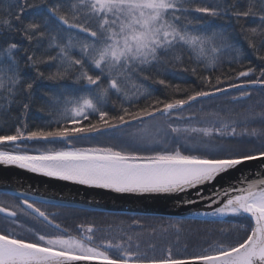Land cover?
<instances>
[{
  "label": "snow or ice",
  "instance_id": "1",
  "mask_svg": "<svg viewBox=\"0 0 264 264\" xmlns=\"http://www.w3.org/2000/svg\"><path fill=\"white\" fill-rule=\"evenodd\" d=\"M40 5L43 15L39 20L33 18L23 24L24 38L34 49L47 41L44 52L58 51L54 56L45 57L37 56L35 51L28 54V49L16 43L0 46V100L6 101L0 103V110L20 103L26 114L31 104L37 102L39 89L43 101L40 111L47 109L55 119L35 130L29 131L24 125L16 127L14 133L0 134V147L26 140H61L71 144L73 140L115 132L157 115H171L199 98L227 91L218 86L224 82L221 76L201 75V83L209 90H193L186 99H155L135 110L125 107V102L151 97L152 93L141 83L152 79L146 73L156 65L181 60L178 53L185 49L192 54L190 59L203 65V70L214 72L222 52H234L236 59L243 55L238 46L239 37H243L264 64V55H259L255 43L259 38L260 47L264 48V0H248L243 9L239 7V0H231V3L222 0L213 6H201L196 0H40ZM38 7L29 0H7L10 18H0V25L12 30L13 20L23 23L21 17L30 15L29 10ZM3 8L4 0H0V10ZM192 12L202 14L195 23L189 16ZM215 20L225 24L213 27ZM250 23L256 26L248 27ZM73 49L79 50L78 58L72 55ZM21 51L26 57L23 66L17 56ZM41 65H55L56 71L46 75L40 71ZM22 68L33 69L34 76L24 77ZM191 71L195 74L197 68ZM255 72L249 65L246 71L238 73V78H247L243 85L228 83V88L264 87V67L259 69L258 77L252 78ZM69 80L71 83H67ZM38 81L51 82L55 90L43 91ZM155 83L171 87L164 79ZM113 95L116 100H112ZM17 96L26 98L27 102L17 100ZM248 96L249 92L241 91L234 99ZM258 115L264 120V112ZM52 123L56 127H52ZM236 124V121L221 120L219 127L181 128L169 122L166 127L158 128L159 138L139 137L141 142L154 145L165 143L170 134L173 139L185 134L186 142L194 133L208 138L187 142L185 150L179 145L148 154L113 146L69 147L36 154L0 150V164L117 193L188 192L229 178L231 172L246 162L264 160V150L238 151L214 142L215 136L264 137V129L244 127L237 132ZM257 175L264 176V170ZM197 195L203 193L197 191ZM208 199L211 200L209 207L218 206L204 215L246 221L243 224L245 237L235 244H221L185 258H174L171 249L164 257L146 258L134 253L131 244L126 246L123 241L109 240L97 245L93 235H72L49 219L36 203L25 199L23 204L59 234H41L29 229L34 238L27 239L12 229L0 231V264H89L93 261L100 264H264V178L238 177L234 183L221 185ZM0 213L12 218L15 224L17 211L0 205ZM87 231L94 233L95 229L90 227ZM127 239L131 241L130 236ZM112 250L116 255L111 254Z\"/></svg>",
  "mask_w": 264,
  "mask_h": 264
},
{
  "label": "trees",
  "instance_id": "2",
  "mask_svg": "<svg viewBox=\"0 0 264 264\" xmlns=\"http://www.w3.org/2000/svg\"><path fill=\"white\" fill-rule=\"evenodd\" d=\"M39 7L35 10H29L30 15L21 17V22L13 20V28L9 30L0 25V46L6 47L8 43H16L22 48L28 49V54L35 51L37 56L56 55L58 49H52L44 52L47 47V41H44L42 47L34 49L23 35V24L30 19L39 20L42 15L43 6L40 5V0H29ZM222 0H196L201 6H213ZM231 3V0H227ZM248 0H239V7H246ZM7 0H4V8L0 10V18H10L7 12ZM200 13H189L190 18L195 23L201 17ZM209 20L213 18L208 17ZM225 24L224 21L215 20L213 27H220ZM248 27H255V23H250ZM66 42V38L65 41ZM259 55H264V48L260 47V39L255 40ZM239 47H241L243 55L235 58L234 52L224 51L220 54L219 62L215 71L203 70V65H198L194 59H190L192 54L187 49L179 52L181 60H171L164 64H159L149 70L147 75L152 77L151 80L141 81L151 93V97L141 98L131 103L125 102V107H130L135 110L138 107H144L150 104L155 99L169 101L171 99H186L192 94L193 90H209L206 85H203L199 76H221L224 81L219 87H228V83L242 84L247 78H238V73L246 71L251 65L256 69L255 75L252 78L259 76V69L264 67L257 59V52L248 47L243 37H239ZM72 55L79 57V50L73 49ZM20 58V64L23 66L26 62V57L21 51L17 53ZM197 68L194 74L191 69ZM187 69V70H186ZM40 71L46 75L49 72H55V65H41ZM24 77L31 78L35 72L33 69L22 68ZM158 79H164L171 87H165L155 83ZM39 88L43 91L55 90V86L49 81H38ZM71 83V81H67ZM215 84V80H213ZM241 91H247L250 96L234 99L240 96ZM41 92L37 91V102L31 104L29 110L25 114L22 104L13 103L10 108L6 107L0 110V134L5 132L14 133L16 127L23 128L27 125V130H35L37 127L47 126L49 121H54L55 117L50 116L47 109L40 111L43 101L40 99ZM17 100L27 102L26 98L17 96ZM112 100H116L113 95ZM0 103L6 101L0 100ZM264 112V87H239L238 89L229 90L205 99H199L192 102L182 110H176L171 115H157L152 119H147L143 122H137L127 128L119 129L115 132H107L99 135H92L85 138L73 140L72 147L87 148L96 146H113L117 149L125 151H139L143 154H148L152 150H161L167 147L169 150L177 145L181 146L182 150L186 149L187 142H195L199 139H208L202 134H190L189 140L186 142L185 134L173 139L170 134L165 141L160 145L148 144L141 142L139 137L154 136L159 138L158 128L166 127L167 123H172L174 126L184 127H219L221 120L231 123L236 121L237 132L242 128L247 127L249 130L256 128L257 130L264 129V120L260 118L259 113ZM255 113L257 115L253 116ZM183 117L184 119H177ZM152 122V125L147 129H141V124ZM56 127L55 123L51 124ZM135 137V138H134ZM215 143H223L235 148L238 151H260L264 150V137L261 136H244L229 138L214 137ZM6 150H19L28 152H40L48 150H61L69 148L68 142H41L38 140L24 141L20 144L2 146ZM18 197L8 194H0V205L12 207L17 211L15 224L12 223V218L0 214V231L7 232L9 229L15 231L18 235H22L27 239H33L29 229L39 231L41 234H59L53 227L49 226L44 221L39 220L35 216L25 215L27 212L20 211L23 209L20 205L15 206L14 199ZM50 206V205H49ZM50 217L67 229L72 235L87 236L93 235L94 243L99 245L102 242L111 240L113 243L123 241L127 246L131 244V250L134 253H139L146 258H161L167 255L171 249L174 258H185L192 255L202 254L206 250L214 248L218 245L235 244L245 237L243 224L246 221H236L230 216L220 218H178L159 215H143L134 213H118L106 212L98 210L81 209L67 206H57L53 212L49 213ZM94 228V233H89L87 229ZM131 241H128V237ZM138 246V247H137ZM112 255H116L115 250H112Z\"/></svg>",
  "mask_w": 264,
  "mask_h": 264
},
{
  "label": "water",
  "instance_id": "3",
  "mask_svg": "<svg viewBox=\"0 0 264 264\" xmlns=\"http://www.w3.org/2000/svg\"><path fill=\"white\" fill-rule=\"evenodd\" d=\"M237 85H243V83ZM248 87L261 86L255 85ZM225 88L227 91L238 89ZM191 103L192 102H190V104ZM38 141L66 142L61 140ZM20 143L22 142H19L18 144ZM9 145L15 144H4L3 146ZM68 146L72 147V143H68ZM0 150L6 149L0 148ZM262 170H264V160L246 162L239 169L231 172L229 178L218 179L214 185L208 184L198 190H189L188 192L172 194H139L117 193L110 189L81 185L74 181H64L57 177H47L41 173H32L27 169H20L15 165L0 164V194L13 195L22 199V206L37 217L38 214L34 213L32 209H28L27 206L23 204V200L28 199L30 203H44L106 212L159 215L178 218H220L222 216L204 215V213H211L214 208L218 206L213 204L209 207L211 200L208 198L213 195V192L221 185L236 182L237 178L241 176L246 177L249 180L264 178V176L257 175L258 173H261ZM197 191L202 192L203 195L198 196ZM189 200L194 201V203H186V201ZM0 214L6 216L5 213ZM49 219L51 218L49 217ZM89 264H100V262L93 261L89 262Z\"/></svg>",
  "mask_w": 264,
  "mask_h": 264
},
{
  "label": "flooded vegetation",
  "instance_id": "4",
  "mask_svg": "<svg viewBox=\"0 0 264 264\" xmlns=\"http://www.w3.org/2000/svg\"><path fill=\"white\" fill-rule=\"evenodd\" d=\"M2 194V193H1ZM15 202V206L16 207H19V205L25 209L23 206H22V199L20 198H17L16 200L14 199L13 200ZM38 207L41 208L42 211H45L48 216L50 217L49 213L50 212H53L54 208H57L56 205H50L49 204H44V203H36ZM5 206V205H4ZM12 208V207H11ZM26 210V209H25ZM27 212L31 213L30 211L26 210ZM33 216H35L33 213H31ZM36 218H38L37 216H35ZM51 218V217H50ZM39 220L43 221L42 219L38 218ZM52 219V218H51ZM53 220V219H52ZM45 222V221H44ZM56 222V221H55ZM46 223V222H45ZM57 223V222H56ZM59 224V223H58ZM64 228V227H63Z\"/></svg>",
  "mask_w": 264,
  "mask_h": 264
},
{
  "label": "rangeland",
  "instance_id": "5",
  "mask_svg": "<svg viewBox=\"0 0 264 264\" xmlns=\"http://www.w3.org/2000/svg\"><path fill=\"white\" fill-rule=\"evenodd\" d=\"M152 125V122H146L144 124H141V129H147ZM164 146H167V143H163ZM101 147V146H100ZM107 147V146H105Z\"/></svg>",
  "mask_w": 264,
  "mask_h": 264
},
{
  "label": "bare ground",
  "instance_id": "6",
  "mask_svg": "<svg viewBox=\"0 0 264 264\" xmlns=\"http://www.w3.org/2000/svg\"><path fill=\"white\" fill-rule=\"evenodd\" d=\"M4 151H8V150H4ZM29 153H32V152H29ZM32 154H36V153H32Z\"/></svg>",
  "mask_w": 264,
  "mask_h": 264
}]
</instances>
